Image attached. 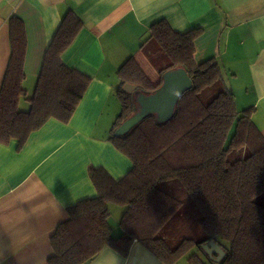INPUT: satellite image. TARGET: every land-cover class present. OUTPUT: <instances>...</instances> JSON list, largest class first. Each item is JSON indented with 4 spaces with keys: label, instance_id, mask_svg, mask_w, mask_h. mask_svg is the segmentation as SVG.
Returning a JSON list of instances; mask_svg holds the SVG:
<instances>
[{
    "label": "trees",
    "instance_id": "obj_1",
    "mask_svg": "<svg viewBox=\"0 0 264 264\" xmlns=\"http://www.w3.org/2000/svg\"><path fill=\"white\" fill-rule=\"evenodd\" d=\"M84 26L74 9L63 15L28 99L30 108L23 111L27 33L20 18L9 19L11 55L0 89V143L17 140L21 148L48 120H71L92 79L66 65L62 56ZM201 33L200 28L177 32L160 20L141 46L158 80L134 57L119 68L122 109L109 139L133 167L119 180L104 168H90L98 195L68 208L69 218L51 237L54 255L48 264H85L106 247L127 256L136 239L166 264H176L209 241L225 250L222 260L192 254L190 264H264V135L252 120L254 109H238L220 61L196 63L195 39ZM178 68L186 69L193 85L173 110L146 113L130 131L116 135L141 111L138 97L155 93ZM126 83L137 88L128 92ZM111 204L125 208L120 237L112 234ZM182 207L197 218L202 239L174 243L167 234L165 226Z\"/></svg>",
    "mask_w": 264,
    "mask_h": 264
},
{
    "label": "crops",
    "instance_id": "obj_2",
    "mask_svg": "<svg viewBox=\"0 0 264 264\" xmlns=\"http://www.w3.org/2000/svg\"><path fill=\"white\" fill-rule=\"evenodd\" d=\"M68 9L85 26L62 58L92 81L68 123L48 120L21 148L17 140L0 143V264H48L51 237L69 218L68 208L98 195L90 168H104L116 180L132 169L109 139L122 109L118 70L130 57L149 64L141 46L160 20L181 33L202 29L196 63L220 61L238 109L253 108L264 135V0H0V89L11 55L9 19L20 18L27 33V95L20 110L30 108L47 48ZM124 210L110 205L114 237L123 233ZM85 264L166 263L136 239L127 256L106 247Z\"/></svg>",
    "mask_w": 264,
    "mask_h": 264
},
{
    "label": "water",
    "instance_id": "obj_3",
    "mask_svg": "<svg viewBox=\"0 0 264 264\" xmlns=\"http://www.w3.org/2000/svg\"><path fill=\"white\" fill-rule=\"evenodd\" d=\"M193 85L192 79L185 68H178L165 76V82L155 93L138 97L140 112L128 118L117 130L116 135H123L130 131L146 113H160L173 110L181 95L189 90ZM124 90L133 92L136 84L126 83ZM164 114V113H163ZM206 253L214 258L215 262H220L226 252L216 241H209L203 245ZM217 254V256H214Z\"/></svg>",
    "mask_w": 264,
    "mask_h": 264
},
{
    "label": "rangeland",
    "instance_id": "obj_4",
    "mask_svg": "<svg viewBox=\"0 0 264 264\" xmlns=\"http://www.w3.org/2000/svg\"><path fill=\"white\" fill-rule=\"evenodd\" d=\"M148 65L149 64L146 62L144 66H142V68L146 70L145 72L148 74V76L153 81H155L157 76H155L154 72H151L152 69L151 67L148 68ZM153 70L155 71V69ZM165 229H167V234L170 238H172V241L174 243L186 237L200 240L205 235V232L202 230L197 218L194 215L190 214L185 207H182L180 209L176 216L165 226ZM203 245L202 249L200 247H195L191 252L182 257L179 261V264H187V256L189 258V256L192 254H197L203 260L208 261L209 255L203 249ZM214 256L217 255L215 254Z\"/></svg>",
    "mask_w": 264,
    "mask_h": 264
}]
</instances>
